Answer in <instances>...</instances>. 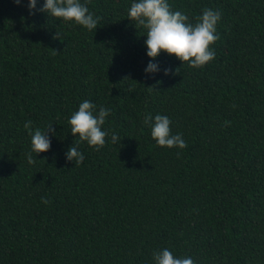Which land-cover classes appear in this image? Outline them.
<instances>
[{"label": "trees", "instance_id": "trees-1", "mask_svg": "<svg viewBox=\"0 0 264 264\" xmlns=\"http://www.w3.org/2000/svg\"><path fill=\"white\" fill-rule=\"evenodd\" d=\"M80 2L96 30L0 0V264H154L164 248L264 264V0H168L193 24L222 13L215 58L192 69L161 53L148 76L135 0ZM85 100L110 109L109 135L99 151L79 143L77 166L67 121ZM148 114L168 116L188 147H156ZM29 120L54 129L31 165Z\"/></svg>", "mask_w": 264, "mask_h": 264}, {"label": "clouds", "instance_id": "clouds-1", "mask_svg": "<svg viewBox=\"0 0 264 264\" xmlns=\"http://www.w3.org/2000/svg\"><path fill=\"white\" fill-rule=\"evenodd\" d=\"M14 3L19 6L21 0H14ZM37 3L38 0H26L30 15L40 12L47 17L73 23L89 31L97 29L99 18H94L86 4H82L80 0H43V6L39 9ZM221 15L219 10L205 8L202 14L195 18L196 22L193 24L189 23L188 15L181 11H172L168 0H135L128 11V20L134 22V28H141L146 33L144 46L150 62L144 70L145 75H154L159 71V65L152 61H155L161 53L175 57L181 62V66L186 63L192 69L202 68L214 60L215 52L211 46L219 39L216 25ZM53 38L57 39V33ZM170 71L165 69L164 75H169ZM109 115V108L100 106L97 111V106L88 100L79 104L78 110L67 121L70 134L78 139L76 144L66 151V161L72 164L75 161L77 166L83 163L84 155L78 150L81 142H86L93 151H99L105 145L109 132L102 130V126ZM144 123L151 128V138L155 141L156 147L168 149L188 147L182 134L171 133V120L168 116L157 114L153 118L148 114L144 117ZM229 123L225 121V126ZM24 128L31 136V148L25 154L27 163L31 165L37 161L35 157L38 154L49 151L51 146L49 134H54V129L53 124H49L45 131L39 128L32 131L30 120L25 122ZM120 141L117 134H111L113 145ZM177 154L179 155V152ZM41 203L48 204L50 201L41 197ZM153 260L154 264H194L190 257H175L168 248L154 252Z\"/></svg>", "mask_w": 264, "mask_h": 264}]
</instances>
